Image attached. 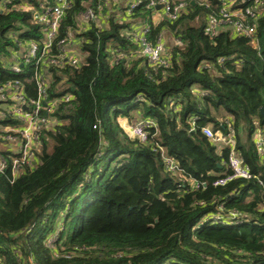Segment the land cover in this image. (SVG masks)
Segmentation results:
<instances>
[{
	"label": "trees",
	"instance_id": "obj_1",
	"mask_svg": "<svg viewBox=\"0 0 264 264\" xmlns=\"http://www.w3.org/2000/svg\"><path fill=\"white\" fill-rule=\"evenodd\" d=\"M106 1L70 0L64 12L57 39L72 29L86 55L79 67H49L46 102L72 99L48 112L32 161L13 174L20 154L0 150V264H264V156L254 140L257 129L264 134V10L253 40L228 23L210 29L215 0H187L176 21L158 23L143 1L106 18L107 27H80L88 7L107 17ZM19 2L40 11L54 0H12L0 12V82L17 80L31 97L35 85L25 77L33 68L15 74L1 61L15 38H42L32 13L13 7ZM132 18L136 28L148 24L151 40L171 33L168 67L136 54L125 22ZM117 48L124 55L112 59ZM133 113L151 121L144 142L119 124ZM228 124L254 177L214 185L228 173L230 148L217 149L201 128L226 133ZM9 126L18 121H0ZM165 157L180 172L168 170Z\"/></svg>",
	"mask_w": 264,
	"mask_h": 264
},
{
	"label": "built area",
	"instance_id": "obj_2",
	"mask_svg": "<svg viewBox=\"0 0 264 264\" xmlns=\"http://www.w3.org/2000/svg\"><path fill=\"white\" fill-rule=\"evenodd\" d=\"M144 1L145 7L150 8L153 12L161 11L164 13L166 19L176 21L187 7V0H126L125 6L128 11L133 10L140 3ZM190 1V0H188ZM202 2L206 0H201ZM218 4V20L215 21L213 16H210V29L218 23H228L231 29L238 34L244 35L250 39H254L256 31L257 20L259 19L264 0H215ZM201 2V3H202ZM12 0H0V12L6 13ZM70 0H54V3L48 5L41 4V10L36 11L31 5L19 2L13 7L20 8L32 13L31 23L37 25L42 33L40 40H30L23 42L14 39L17 48L25 44V50L20 54L17 60L8 63L7 58H1L3 65L12 73L18 74L21 72L24 65H30L33 70L32 74L25 79H29L35 85V95L28 97L22 84L17 80L0 82V121L5 117L11 116L18 121V126H9L1 128L7 130L2 132L4 139L11 142L14 152L20 154V158H13L12 170L13 174L19 167L20 163H28L32 161V150L39 145L38 132L40 128L47 122V114L51 109H55L57 102H68L72 99L70 93H64L56 97L54 101L46 102L47 88L50 84L51 74L49 72L50 66L62 67L63 64H69L74 67H79L84 62L86 55L80 49L82 56H74L69 54V47L78 40L73 34L72 29H67L66 35L63 38L57 39L59 30L62 25L64 12L69 7ZM161 5L160 10L155 7ZM205 6H208L205 3ZM12 8V6H11ZM98 14H95L91 8L79 13L77 16L80 27H85L89 21L98 20ZM78 24V25H79ZM149 26L142 24L137 30H130L128 34L136 43V54L147 59L148 63L155 67H168L170 65L169 52L165 53L164 44L162 43L161 35L154 40L148 38ZM256 44V41H253ZM14 50V49H13ZM112 59H118L124 55V52L117 48ZM58 89V87H57ZM151 124L149 120L137 121L131 126L128 131L131 136H134L141 142L146 141L147 131L146 127ZM201 132L213 143H219L222 146L230 148L229 154L225 160L228 173L218 176L213 184L225 185L230 180L236 178L251 179L254 176L249 171L246 165L243 164L238 153L234 151L235 145V130L228 124L227 132L213 131L210 126L201 128ZM254 140L258 155L264 156V134L257 129L254 134ZM168 170L172 172H180L176 162L169 158H164ZM5 164V159L0 156V168ZM258 184L263 182L258 179ZM264 207V206H263ZM219 208H222L220 204ZM264 209V208H263ZM234 216V213H230ZM217 220L219 221L220 219Z\"/></svg>",
	"mask_w": 264,
	"mask_h": 264
},
{
	"label": "crops",
	"instance_id": "obj_3",
	"mask_svg": "<svg viewBox=\"0 0 264 264\" xmlns=\"http://www.w3.org/2000/svg\"><path fill=\"white\" fill-rule=\"evenodd\" d=\"M125 2L126 0H120L119 2L117 1H106V8L108 11V14L106 15L107 17H105V15H99V17L97 18L98 20L96 21V25L98 27H107L108 25V19L109 16L111 18H113V20H118L119 18H122L123 13H125V11H123V9H125ZM194 0H190V4H194ZM161 20H167L164 13L161 11L158 12H154L152 14V21L153 23H158L161 22ZM125 22H127L129 24V30H134V29H138L136 28V24L139 22H137L136 19L132 18V19H125ZM127 27V28H128ZM161 39H162V43L164 44V48H165V53H167L170 48L176 43V41L174 40V38L172 37L171 33L167 30H163L161 33ZM25 44L21 45L20 48L15 45V49L12 50V52H10V54L8 55V63L15 61L18 59V57L20 56V54L25 50ZM69 54L74 55V56H82L79 48V43L76 40L73 44H72V48L69 47ZM136 121H139L140 118L136 117L135 118ZM120 126L122 127V125L124 123H126L125 121H127V118H119L118 119ZM123 128V127H122ZM217 147V149H220L221 147H223L221 144L219 143H214Z\"/></svg>",
	"mask_w": 264,
	"mask_h": 264
},
{
	"label": "rangeland",
	"instance_id": "obj_4",
	"mask_svg": "<svg viewBox=\"0 0 264 264\" xmlns=\"http://www.w3.org/2000/svg\"><path fill=\"white\" fill-rule=\"evenodd\" d=\"M136 117H139L141 121L142 120H147V119L142 118V116H140L139 114L133 113L132 116L129 119H127V121H125L126 123H124L122 125V127H123L124 131L126 132V134L129 137H131V138H135V137L131 136L128 131L130 130L131 126H133L137 122L135 120ZM0 130L3 131L4 129H0ZM5 131H7V130H4L3 132H5ZM12 147H13V144L11 142H7L4 139V136L2 134H0V150H6L7 148L11 149Z\"/></svg>",
	"mask_w": 264,
	"mask_h": 264
},
{
	"label": "water",
	"instance_id": "obj_5",
	"mask_svg": "<svg viewBox=\"0 0 264 264\" xmlns=\"http://www.w3.org/2000/svg\"><path fill=\"white\" fill-rule=\"evenodd\" d=\"M155 9H156V10H160V9H161V5H157V6L155 7ZM260 113H261L262 118H263V120H264V110H263V108L260 109Z\"/></svg>",
	"mask_w": 264,
	"mask_h": 264
}]
</instances>
